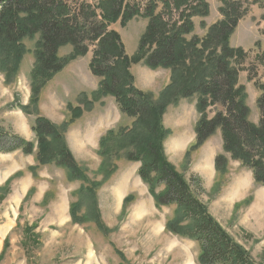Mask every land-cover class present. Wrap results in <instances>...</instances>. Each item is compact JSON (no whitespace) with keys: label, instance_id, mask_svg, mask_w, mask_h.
<instances>
[{"label":"rangeland","instance_id":"rangeland-1","mask_svg":"<svg viewBox=\"0 0 264 264\" xmlns=\"http://www.w3.org/2000/svg\"><path fill=\"white\" fill-rule=\"evenodd\" d=\"M205 1L209 16L194 18V35L199 38L207 32L201 22L210 27L223 19L220 10L225 1L239 2L247 11L231 45L248 54L244 67L251 74L241 72L239 83L250 120L258 124L262 92L257 84H264V0ZM81 2L96 4V0ZM147 24V19L134 18L125 25L121 19L110 25L128 58L138 54ZM37 41H25L28 52L15 82L5 85L0 73V128L35 145L32 155L22 150L0 153V264H200L198 243L168 229L175 208L156 205L139 176L141 164L127 159L130 149L123 146L131 137L123 135L134 120L121 113L114 98L95 99L100 79L90 69L94 48L74 57L72 46L62 47L59 56L70 62L40 88L34 103ZM130 71L134 86L154 102L171 84L170 69L153 70L140 61L131 64ZM197 102V96L170 102L162 119L164 137L159 131L155 142L163 158L193 184L215 221L256 264H264V186L239 162L230 161L217 171L222 135L218 131L205 143H197ZM37 116L59 128L78 167L75 179L64 167L37 162L33 131ZM140 129L152 138L148 127Z\"/></svg>","mask_w":264,"mask_h":264},{"label":"trees","instance_id":"trees-1","mask_svg":"<svg viewBox=\"0 0 264 264\" xmlns=\"http://www.w3.org/2000/svg\"><path fill=\"white\" fill-rule=\"evenodd\" d=\"M241 6L225 1L220 10L223 19L210 27L201 22L207 32L199 38L194 35V18L209 16L205 0H96L94 6L81 0H0V73L5 85L18 78L28 52L25 41L38 38L32 75L34 103L40 88L69 64V58L59 56L62 47L72 46L74 57L85 56L94 48L90 69L100 79L95 99L100 95L114 98L121 113L134 120L123 135L131 137L123 146L130 149L127 159L141 164L139 176L156 205L175 208L176 217L168 229L198 243L200 264L256 263L211 216L193 184L163 158L155 139L159 131L164 137L162 119L167 105L197 96V143H205L218 131L222 135L223 154L216 157L217 171L230 161L239 162L264 186V84H257L262 93L257 102L259 122L254 124L239 83L241 72L251 74L244 67L248 54L231 45L239 21L247 13ZM134 18L147 19L148 24L138 54L128 58L121 37L109 27L119 19L125 25ZM140 61L150 69L172 72L171 84L158 101L134 86L130 65ZM22 110L29 114L27 108ZM144 126L152 138L140 133ZM33 131L37 162L64 167L75 179L78 167L59 128L37 116ZM34 148L31 142L0 128V153L22 150L32 155ZM74 212L72 209L73 217Z\"/></svg>","mask_w":264,"mask_h":264}]
</instances>
